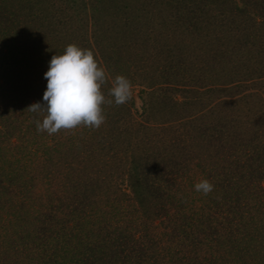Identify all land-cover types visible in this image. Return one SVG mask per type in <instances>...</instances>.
<instances>
[{"label": "trees", "instance_id": "obj_1", "mask_svg": "<svg viewBox=\"0 0 264 264\" xmlns=\"http://www.w3.org/2000/svg\"><path fill=\"white\" fill-rule=\"evenodd\" d=\"M71 43L132 99L38 132ZM263 61L264 0H0V264H264Z\"/></svg>", "mask_w": 264, "mask_h": 264}, {"label": "clouds", "instance_id": "obj_2", "mask_svg": "<svg viewBox=\"0 0 264 264\" xmlns=\"http://www.w3.org/2000/svg\"><path fill=\"white\" fill-rule=\"evenodd\" d=\"M44 76L47 80L44 103H33L27 109L35 114L37 131L48 135L79 127L99 129L106 120L104 105H123L133 96L131 81L118 74L111 81L106 97L102 91L108 82L105 68L100 66L93 50L75 43L68 44L62 54L51 57ZM194 188L208 195L214 185L208 179H201Z\"/></svg>", "mask_w": 264, "mask_h": 264}, {"label": "rangeland", "instance_id": "obj_3", "mask_svg": "<svg viewBox=\"0 0 264 264\" xmlns=\"http://www.w3.org/2000/svg\"><path fill=\"white\" fill-rule=\"evenodd\" d=\"M257 50L258 49H255V51L257 52ZM264 62V61H263ZM262 87H264V82L262 81ZM235 91V90H234ZM226 95L228 94V92L227 93H225ZM222 95L224 96V94L222 93ZM134 97H135V106H136V108H138V111H140V106H141V104H142V100H141V98L137 95V92H135V94H134ZM212 101L214 102V103H216V101L215 100H213L212 99ZM218 103V102H217ZM222 103V102H221Z\"/></svg>", "mask_w": 264, "mask_h": 264}]
</instances>
